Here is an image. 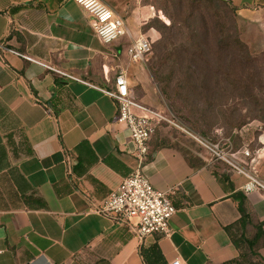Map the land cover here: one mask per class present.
I'll use <instances>...</instances> for the list:
<instances>
[{"label":"crops","instance_id":"0c3cea01","mask_svg":"<svg viewBox=\"0 0 264 264\" xmlns=\"http://www.w3.org/2000/svg\"><path fill=\"white\" fill-rule=\"evenodd\" d=\"M134 37L155 42L141 0H101ZM244 24L262 29L264 0H230ZM76 0H0V264H226L239 256L225 227L241 218L235 194L264 222V191L223 173L211 154H190L154 137L143 164L152 185L177 208L171 234L142 242L100 213L138 167L129 132L107 94L127 70L132 95L148 105L142 64L129 38L106 44ZM10 138V141H9ZM252 219V221H253Z\"/></svg>","mask_w":264,"mask_h":264},{"label":"rangeland","instance_id":"374dc122","mask_svg":"<svg viewBox=\"0 0 264 264\" xmlns=\"http://www.w3.org/2000/svg\"><path fill=\"white\" fill-rule=\"evenodd\" d=\"M141 2L150 7L152 19L173 26L164 36L158 32L142 64L148 90L136 92L143 91L151 103L132 95L166 119L152 139L159 135L162 144L190 154H206L199 137L223 151L247 150L251 157L239 154L237 161L264 182V23L259 30L250 27L218 0ZM159 61L166 63L156 66ZM217 165L225 174L234 173L222 161ZM256 224L253 219L248 237ZM236 235L245 243L240 231ZM246 248L241 263L264 264V248L255 253Z\"/></svg>","mask_w":264,"mask_h":264},{"label":"built area","instance_id":"2783aa9c","mask_svg":"<svg viewBox=\"0 0 264 264\" xmlns=\"http://www.w3.org/2000/svg\"><path fill=\"white\" fill-rule=\"evenodd\" d=\"M76 1L92 17L93 29L102 42L110 44L122 38H129L130 61L135 64L145 62L152 48L150 39L143 34L134 37L125 20L101 0ZM107 94L117 105V121L124 124L129 132L132 154L138 160L139 167L124 178L119 188L110 194L102 204L100 213L126 224L141 242L148 237L168 236L171 234V221L177 213V208L168 193L152 185L142 166L150 156L149 144L157 124L166 119L133 99L127 70H120L114 89ZM196 139L211 154L214 161L229 165L235 174L246 180V193L264 191V182L237 161L239 154L250 158L249 151L231 153L229 150L223 151L219 144H210L201 137ZM171 264H180V261L176 260Z\"/></svg>","mask_w":264,"mask_h":264},{"label":"trees","instance_id":"16d2710c","mask_svg":"<svg viewBox=\"0 0 264 264\" xmlns=\"http://www.w3.org/2000/svg\"><path fill=\"white\" fill-rule=\"evenodd\" d=\"M218 1H222V2H226L231 8L232 10L237 14V9L236 7L233 6V3L230 0H218ZM156 19V18H155ZM152 19L150 20L143 28L144 32H147L151 29L156 30L157 32L161 33L162 36H164V33L168 30H171V27L173 28L172 25L170 26H166L165 24H163L162 22H160V20H155ZM152 42V41H151ZM154 42H152L153 44ZM152 50V48H151ZM166 61H159L158 64L156 63V66H163L165 65ZM114 89V88H113ZM111 89V90H113ZM108 90V91H111ZM10 141V138H9ZM217 163L219 161H216ZM216 178H218V180L224 184H230V175L229 174H225L224 172L221 174H218L216 172H214ZM233 198L238 202V209L239 212L241 214V218L236 221L235 223L225 227L226 232L229 234L233 244L236 246V248L239 251V256L237 259L232 260L226 264H243L241 263V260L245 257L246 253H245V247L246 251L249 250L248 253H255L257 252L258 248L263 249L264 248V222H259L256 225H254L255 228V234L252 237H248L247 236V228L250 225H253V221H252V217L250 215V213L247 211L246 209V202H247V197L244 196L243 194H235L233 196ZM237 231L241 232V236L242 239H244V242H242V240L240 238L237 237L236 233ZM152 252L154 253L157 261L159 264H165V260L161 254V251L159 250L157 245H154L152 247Z\"/></svg>","mask_w":264,"mask_h":264}]
</instances>
